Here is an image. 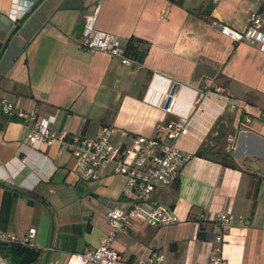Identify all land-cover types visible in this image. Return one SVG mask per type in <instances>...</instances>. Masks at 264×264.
Masks as SVG:
<instances>
[{"label": "crops", "instance_id": "1", "mask_svg": "<svg viewBox=\"0 0 264 264\" xmlns=\"http://www.w3.org/2000/svg\"><path fill=\"white\" fill-rule=\"evenodd\" d=\"M96 5L97 28L148 42L142 61L126 66L77 47ZM256 7L255 0H0V100L35 107L55 131L87 137L105 124L126 141L154 136L164 121L185 124L176 142L190 157L176 183L152 199L169 204L178 221L151 226L135 218L112 240L123 258L158 249L167 264H206L216 245L213 217L224 209L248 219L223 229L227 264H264V51L211 23L242 29ZM173 82L177 92L165 111ZM27 131L0 111V230L23 237L35 227L33 264H66L69 253L107 234V210L127 206L124 178L108 164L98 179H79L59 141L33 148ZM209 136L222 157L194 155Z\"/></svg>", "mask_w": 264, "mask_h": 264}, {"label": "built area", "instance_id": "2", "mask_svg": "<svg viewBox=\"0 0 264 264\" xmlns=\"http://www.w3.org/2000/svg\"><path fill=\"white\" fill-rule=\"evenodd\" d=\"M255 2L257 7L249 11L242 29L234 28L218 19H212L211 23L232 40L255 44L264 51V0ZM97 9L98 5L86 15L81 35L76 42L77 47L106 52L118 57L126 66L139 62L126 49L128 38L95 26ZM167 14L168 9L161 8L157 18L164 19ZM164 101L162 108L170 111V103L164 106ZM0 111L28 126L26 140L30 147L39 148L59 141L61 147L66 148L74 157L73 172L77 178L98 179L101 170L108 164L112 165L115 173L124 178L121 196L127 206H115L107 210V234L98 245L82 252L69 253L66 264H167L164 253L158 249H151L146 256L123 258L112 246V240L118 232L129 230L135 218L151 226L169 225L178 221L169 204L154 203L152 199L159 188L174 182L184 162L190 157V153L181 149L176 142L186 131L181 119L159 123L154 136L138 134L126 141L124 138L115 137L118 129L109 124L102 125L93 137L72 133L67 129L55 131L48 118L39 115L37 108L23 109L5 99L0 100ZM244 121H249V118L245 117ZM124 136L127 134L124 133ZM213 220L217 228L214 235L216 245L206 264H227V259L222 254L223 229L234 221L248 222V219L241 213L221 209L214 215ZM34 235L35 227H30L23 237L0 230V242L16 241L33 245ZM0 264H9L1 250Z\"/></svg>", "mask_w": 264, "mask_h": 264}, {"label": "trees", "instance_id": "3", "mask_svg": "<svg viewBox=\"0 0 264 264\" xmlns=\"http://www.w3.org/2000/svg\"><path fill=\"white\" fill-rule=\"evenodd\" d=\"M179 4L182 0H176ZM148 42L138 36L131 35L128 37L126 49L130 54L139 61H142L147 51ZM206 147L201 146L194 151V155L206 156ZM177 180H175L176 183ZM0 250L8 259L9 264H33L39 256V249L21 242L1 241Z\"/></svg>", "mask_w": 264, "mask_h": 264}, {"label": "rangeland", "instance_id": "4", "mask_svg": "<svg viewBox=\"0 0 264 264\" xmlns=\"http://www.w3.org/2000/svg\"><path fill=\"white\" fill-rule=\"evenodd\" d=\"M215 136V135H214ZM213 136V138H214ZM211 139H212V136H209V139L207 140V143H206V152L208 154H210L211 156H214V157H222V155L217 151V149L220 147V146H217V144H211ZM220 145V144H218Z\"/></svg>", "mask_w": 264, "mask_h": 264}, {"label": "water", "instance_id": "5", "mask_svg": "<svg viewBox=\"0 0 264 264\" xmlns=\"http://www.w3.org/2000/svg\"><path fill=\"white\" fill-rule=\"evenodd\" d=\"M176 92H177V83L173 82L169 92L167 93L165 97L164 106H167L170 103V101L173 99L174 94Z\"/></svg>", "mask_w": 264, "mask_h": 264}]
</instances>
